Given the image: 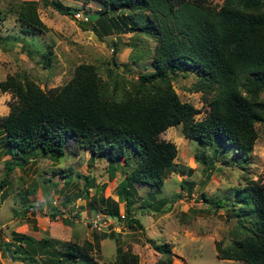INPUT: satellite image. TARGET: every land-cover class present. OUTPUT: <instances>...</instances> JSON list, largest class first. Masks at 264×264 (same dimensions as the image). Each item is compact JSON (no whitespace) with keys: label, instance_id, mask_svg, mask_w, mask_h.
<instances>
[{"label":"trees","instance_id":"1","mask_svg":"<svg viewBox=\"0 0 264 264\" xmlns=\"http://www.w3.org/2000/svg\"><path fill=\"white\" fill-rule=\"evenodd\" d=\"M94 1L100 7L90 12L43 0L54 2L64 14L83 9L89 19L81 23L89 22L100 37L115 31L150 35L155 40L151 61L119 92L115 88L118 82L110 85L89 62H80L66 82L46 90L25 73H9L0 79V91L11 94L8 112L0 114L3 145L11 154L0 186L10 182L7 175L16 166L24 168L38 155L55 160L66 151L75 152L74 144L89 149L91 160H107L110 178L118 168L124 171L119 198L126 199L125 213L119 212L115 201L103 209L120 221L127 218L131 227L134 223L141 226L139 219L129 214L137 192L134 185L146 184L159 191L178 167L176 144L160 136L169 126L181 124L185 137L209 147L210 155L219 157L221 163L234 162L245 170L250 166L258 138L256 124L264 125V0H223L219 5L210 0ZM12 10L24 31L34 33L42 25L33 0L20 1ZM113 45L116 51L117 44ZM53 56L52 47L42 48L44 65L49 66ZM186 70L195 75L189 89L200 91L207 105L201 118L196 117L200 108L182 100L172 83ZM196 156L200 158L199 153ZM55 172L64 176V181L70 176L69 171ZM88 188L85 184L83 190L88 192ZM234 192L235 199L225 196V200L220 197L210 202L214 208L230 204L235 218L229 242L216 241V255L243 264H264V177L245 175ZM202 196L207 200L204 193ZM92 233V240L79 242L36 238L12 230V240L2 246L25 264H52L38 258L44 254L65 264H142L139 255L123 247L119 239L114 259L99 260L94 255L99 240L114 237L115 232ZM148 241L160 253L155 264H171L170 244L150 237Z\"/></svg>","mask_w":264,"mask_h":264},{"label":"rangeland","instance_id":"2","mask_svg":"<svg viewBox=\"0 0 264 264\" xmlns=\"http://www.w3.org/2000/svg\"><path fill=\"white\" fill-rule=\"evenodd\" d=\"M20 1L24 0H0V37L4 41L0 43V79L9 73H25L46 90L66 82L80 62H89L96 65L110 85L118 82L115 88L119 92L151 61L155 40L150 35L115 31L100 37L89 22L81 23L73 14L62 13L54 2L33 0L42 25L34 33L24 31L23 24L12 12ZM57 1L90 12L100 7L94 0ZM210 1L219 5L223 0ZM114 43L118 47L116 51ZM48 46L52 47L54 56L46 66L41 51ZM194 80V73L186 70L179 72L172 83L182 100L200 108L196 117L201 118L207 105L203 104L200 91L189 89ZM10 97V92L0 91V114L8 112ZM256 126L258 138L246 170L237 163H221L219 157L211 156L209 147L205 149L196 139L182 134L181 124L162 131L160 136L174 141L177 146L178 167L166 177L159 191L146 184L134 185L137 192L129 214L137 217L141 226L134 223L131 227L127 218L120 221L105 213L103 207L114 201L118 203L119 212L125 213L126 199L119 198L125 173L118 168L110 178L107 160H91L89 149L72 144L75 152L66 151L55 160L38 155L24 168L16 166L7 175L10 182L0 186V264H25L21 259L12 258L15 252L9 250V254L3 249L2 243L12 240V230L36 238L51 236L79 242L86 238L92 240L93 230L114 231V237L99 240L100 245L94 250L99 260L114 259L119 239L123 247H130L139 255L142 264H155L160 253L148 241L150 237L157 243L170 244L171 264H243L239 260L217 257L215 243L217 240L222 244L229 242L235 218L230 204L214 208L210 202L220 197L225 200V196L235 199V187L244 182L245 175L264 177V125L257 123ZM3 138L0 133V179L5 175L6 159L11 157L5 150ZM55 170L63 174L69 171L68 180L64 181V176H59ZM87 176L92 181L87 182ZM85 184L89 185L88 192L83 190ZM154 205L158 209H154ZM38 256L43 263L65 264L57 263L56 256L50 254Z\"/></svg>","mask_w":264,"mask_h":264},{"label":"built area","instance_id":"3","mask_svg":"<svg viewBox=\"0 0 264 264\" xmlns=\"http://www.w3.org/2000/svg\"><path fill=\"white\" fill-rule=\"evenodd\" d=\"M73 15H74V18L78 19L79 21H81V20L88 21V19H89L88 13L83 11V9H76L73 12Z\"/></svg>","mask_w":264,"mask_h":264},{"label":"water","instance_id":"4","mask_svg":"<svg viewBox=\"0 0 264 264\" xmlns=\"http://www.w3.org/2000/svg\"><path fill=\"white\" fill-rule=\"evenodd\" d=\"M109 217H112L113 219L119 220V217L117 215H111V214H107ZM9 253V250H8ZM10 254V253H9ZM14 256H12L13 258Z\"/></svg>","mask_w":264,"mask_h":264}]
</instances>
